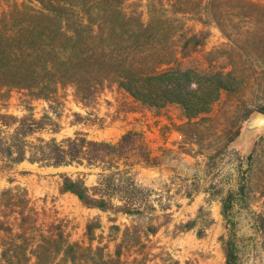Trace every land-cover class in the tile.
Returning a JSON list of instances; mask_svg holds the SVG:
<instances>
[{
	"label": "trees",
	"instance_id": "1",
	"mask_svg": "<svg viewBox=\"0 0 264 264\" xmlns=\"http://www.w3.org/2000/svg\"><path fill=\"white\" fill-rule=\"evenodd\" d=\"M260 16H264L260 0H0V105L16 93L25 110L21 116L0 111V177L14 184L17 174L29 173L18 170L24 163L40 169L99 170L92 185L86 182L90 173L60 174L59 192L75 196L86 209L109 214L112 223L107 243L103 234L96 236L103 229L99 218L86 224V241H71L57 213L42 228L44 219L26 189L8 187L0 196V264H160L152 255V238L162 224L153 222V214L169 207L138 181L135 172L138 166H159V156L135 130L116 142L91 139L85 131L59 140L62 125L54 102L61 99V89L72 88L74 100L89 110L104 91L115 88L157 116L177 105L187 124H194L224 93H235L241 84L234 69L211 71L190 64L210 30L195 32L185 21L214 24L227 34V21ZM247 44L256 53L264 50L263 39ZM34 100L48 105L39 117L31 107ZM74 117L73 125L106 128L104 118L91 112ZM249 158L250 170L242 172L238 189L217 194L224 220L219 237L224 264H244L234 210L238 201L254 204L257 179L253 156ZM120 216L131 223L117 224ZM144 218L148 221L141 224ZM198 218L178 228L191 231ZM253 221V229L264 240V207L254 213Z\"/></svg>",
	"mask_w": 264,
	"mask_h": 264
},
{
	"label": "rangeland",
	"instance_id": "2",
	"mask_svg": "<svg viewBox=\"0 0 264 264\" xmlns=\"http://www.w3.org/2000/svg\"><path fill=\"white\" fill-rule=\"evenodd\" d=\"M260 3L264 5V0H260ZM235 19H232L234 22L227 21V34L214 24L205 27L200 22L185 21L187 27L194 26L195 32L210 30L205 45L189 58L190 64L196 67L205 65L211 71L224 69L228 72L234 69L241 84L235 93H224L208 114L193 120L194 124H187V118L177 105L168 106L157 116L132 103L130 98L115 88L104 91L94 108L89 110L74 100L72 88L61 89V99L54 102L62 125L61 132L56 135L59 140L73 137L76 131H85L91 139L116 142L126 131L135 130L144 134L154 155L159 156V166H138L135 172L138 181L153 189L163 199L162 203L169 207L166 212L153 214V222L162 224L159 233L152 238L155 246L152 255L160 264H165L162 259L172 264H224L219 243V237L224 232V220L217 194L238 189L242 172L250 170V155L253 156L252 169L257 179L252 199L254 204L238 201L234 212L238 219L244 264H264V240L253 229L254 213L264 207V197H261L264 192V130L247 138L241 135L245 121L264 108V50L256 53L247 44L252 39L264 40V16L245 21ZM31 107L37 117L48 109L42 100H34ZM118 107L128 112H119ZM131 109L138 112L130 113ZM0 111L17 116L25 113L16 93H12L10 99L0 105ZM89 112L104 118L106 128L73 125L76 119L74 114L87 115ZM231 139L233 141L229 142ZM18 170L29 173L17 174L12 185L0 178V196L8 187L25 188L31 205L44 219L42 228L48 227L57 213L56 218L71 241H86V224L99 218L103 229L96 231V236L103 234L104 243L111 240L109 214L86 209L75 196L59 192L60 174L76 176L80 171L90 173L86 182L92 185L97 180L99 170L89 171L73 166L40 169L28 163ZM188 194L193 195L191 199L186 198ZM201 207L204 209L202 213L199 212ZM198 215L195 229L180 231V224ZM13 218L11 216L10 223ZM147 221L144 218L139 222L143 224ZM116 223L122 226L131 221L120 216ZM3 234L6 232L3 231ZM14 239L20 241L18 237ZM109 247L113 250L115 242L109 243Z\"/></svg>",
	"mask_w": 264,
	"mask_h": 264
},
{
	"label": "water",
	"instance_id": "3",
	"mask_svg": "<svg viewBox=\"0 0 264 264\" xmlns=\"http://www.w3.org/2000/svg\"><path fill=\"white\" fill-rule=\"evenodd\" d=\"M264 130V112L256 111L250 118H248L242 128L241 135L247 138L249 135Z\"/></svg>",
	"mask_w": 264,
	"mask_h": 264
},
{
	"label": "crops",
	"instance_id": "4",
	"mask_svg": "<svg viewBox=\"0 0 264 264\" xmlns=\"http://www.w3.org/2000/svg\"><path fill=\"white\" fill-rule=\"evenodd\" d=\"M1 178V177H0Z\"/></svg>",
	"mask_w": 264,
	"mask_h": 264
}]
</instances>
